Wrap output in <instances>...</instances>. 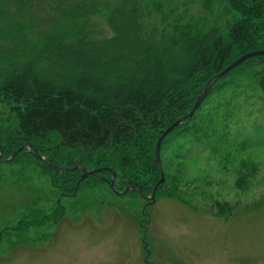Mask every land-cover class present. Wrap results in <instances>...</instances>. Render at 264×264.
I'll return each instance as SVG.
<instances>
[{
	"label": "trees",
	"instance_id": "1",
	"mask_svg": "<svg viewBox=\"0 0 264 264\" xmlns=\"http://www.w3.org/2000/svg\"><path fill=\"white\" fill-rule=\"evenodd\" d=\"M212 4L0 0V100L9 108L0 117V165L38 166L54 175L53 187L75 197L82 186H106L114 193L112 172L82 179L81 168L60 172L50 164L111 169L116 190L137 187L141 194L131 189L126 195L152 194L162 179L156 149L163 133L191 111L212 77L242 55L264 51V0H227L232 22L226 30L207 17ZM71 66L82 72L74 80ZM245 80L264 93V55L220 80L193 118L165 138L161 156L171 141L182 151L174 160H185L196 146L182 147L178 140L183 135L190 145L203 141L210 126L195 121L214 90ZM26 145H33L47 162L29 148L12 162L3 160ZM161 162L165 181L156 194L165 187L174 194L178 180L170 178L162 157ZM170 179L175 187L168 185ZM59 214L55 221L63 211Z\"/></svg>",
	"mask_w": 264,
	"mask_h": 264
},
{
	"label": "rangeland",
	"instance_id": "2",
	"mask_svg": "<svg viewBox=\"0 0 264 264\" xmlns=\"http://www.w3.org/2000/svg\"><path fill=\"white\" fill-rule=\"evenodd\" d=\"M226 6L213 0L207 15L223 30ZM195 123L210 129L194 145L181 135L196 146L185 160L171 141L161 156L176 193L151 201L106 186L75 197L38 166L0 165V264H264V93L251 80L220 85Z\"/></svg>",
	"mask_w": 264,
	"mask_h": 264
},
{
	"label": "water",
	"instance_id": "3",
	"mask_svg": "<svg viewBox=\"0 0 264 264\" xmlns=\"http://www.w3.org/2000/svg\"><path fill=\"white\" fill-rule=\"evenodd\" d=\"M260 55H264V51H254V52H249L247 54L242 55L241 57H239L237 60H235L233 63H231L225 70H223L222 72L216 74L214 77H212L206 84L204 91L198 96L193 108L191 109V111L182 116L181 118L177 119L176 122H174L164 133L163 135L160 137L158 144H157V149H156V163L158 164L161 172H162V179L156 184L152 195L149 196H143L144 199L151 201L152 199H154L155 195H156V191L158 189V187L164 183L165 181V175H164V171L162 168V162H161V148H162V144L163 141L165 140V138L171 134L177 127H179L181 124H183L186 120L188 119H192L193 116L195 115V113L200 109V107L204 104V102L207 100V98L209 97V95L211 94L214 86L223 78H225L226 76H228L233 70H235L237 67L241 66L242 64H244L246 61H248L249 59L256 57V56H260ZM25 148H29L31 149V153H33L35 156H37L38 158H40V160H42L43 162H47L46 159L44 157H42L38 151L33 149V145H26L22 148H20L18 150L17 153H15L10 159H3L6 162H12L13 159L17 156V154L22 151ZM50 166L58 171H73L75 169H77L78 167H75L73 169H68V168H62V167H58V166H54L51 165ZM82 171H83V175H82V179L89 177V176H93L99 172H102L104 170H109L110 172H112L113 174V179L111 181H109L110 183V187L111 189L119 196L125 195L128 193L129 190H134L137 191L141 194V190L138 189L137 187H129L127 188L124 192H119L115 189V179H116V175L115 172L111 169H107V168H96L93 170H86L84 167H81Z\"/></svg>",
	"mask_w": 264,
	"mask_h": 264
}]
</instances>
